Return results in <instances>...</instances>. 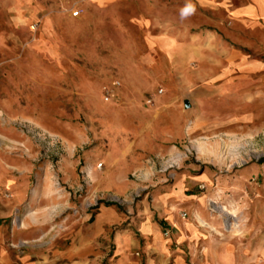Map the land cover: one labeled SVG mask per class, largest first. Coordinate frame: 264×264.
<instances>
[{
    "label": "rangeland",
    "instance_id": "rangeland-1",
    "mask_svg": "<svg viewBox=\"0 0 264 264\" xmlns=\"http://www.w3.org/2000/svg\"><path fill=\"white\" fill-rule=\"evenodd\" d=\"M226 2L0 0V264H119L142 208L264 264V32Z\"/></svg>",
    "mask_w": 264,
    "mask_h": 264
},
{
    "label": "crops",
    "instance_id": "crops-1",
    "mask_svg": "<svg viewBox=\"0 0 264 264\" xmlns=\"http://www.w3.org/2000/svg\"><path fill=\"white\" fill-rule=\"evenodd\" d=\"M101 1V0H96ZM211 8V6L209 5ZM221 14L224 16L222 19L215 20L213 23H223L226 20L232 19L246 22L251 19L256 22L258 33L264 32V0H253L252 4L246 5H233L230 2L220 4L218 7ZM72 19V18H70ZM237 21V23H239ZM221 29L220 26L216 25ZM261 39H264L262 37ZM0 162V167H1ZM1 186V183H0ZM108 208V207H105ZM112 215L111 212H108ZM142 217L135 226L136 233L132 234L130 229H127L123 234L126 235L127 240L125 243L131 244L132 252L125 249L120 250V244L117 245L118 252L121 256L119 264H191L190 254L194 252V238L191 233L196 232L194 226L182 223L176 217H168L170 222L167 227L172 231V236L168 239L162 238V222L154 220V216L146 208H142L139 212ZM168 220V221H169ZM7 219L3 218L2 210L0 209V230L4 226ZM201 234L202 232L199 231ZM138 236V237H136ZM131 241V243H128ZM207 241L206 252L197 259L198 264H227L226 256L222 255L217 246L211 250L210 241ZM124 243V245H125ZM179 244L177 249H171L170 245ZM126 244V245H127ZM206 246V245H205ZM124 248V247H123ZM140 250L142 252V259L137 257L133 252ZM195 258L192 259V262Z\"/></svg>",
    "mask_w": 264,
    "mask_h": 264
},
{
    "label": "built area",
    "instance_id": "built-area-1",
    "mask_svg": "<svg viewBox=\"0 0 264 264\" xmlns=\"http://www.w3.org/2000/svg\"><path fill=\"white\" fill-rule=\"evenodd\" d=\"M71 15H72V17H77V16L80 15V11L79 10L72 11ZM117 85H119V82L118 81H114L112 83V86L111 87L105 86V88H104V92H105L104 97H105L106 100H109L111 98V96H113V88L116 87ZM150 101L151 100H149V102ZM185 216H186V214L184 213L183 214V217H185ZM165 234L167 236H169V230L168 229L166 230V233Z\"/></svg>",
    "mask_w": 264,
    "mask_h": 264
},
{
    "label": "trees",
    "instance_id": "trees-1",
    "mask_svg": "<svg viewBox=\"0 0 264 264\" xmlns=\"http://www.w3.org/2000/svg\"><path fill=\"white\" fill-rule=\"evenodd\" d=\"M263 162H264V160H260V161H259V163H263ZM99 203H100V204L105 203V205H107V206H111V205H113V206H117V207H119L118 204H117V203H114V202H104V201L100 202V201H99Z\"/></svg>",
    "mask_w": 264,
    "mask_h": 264
},
{
    "label": "water",
    "instance_id": "water-1",
    "mask_svg": "<svg viewBox=\"0 0 264 264\" xmlns=\"http://www.w3.org/2000/svg\"><path fill=\"white\" fill-rule=\"evenodd\" d=\"M185 107H186V108H189V107H190V103H189V102H186V103H185Z\"/></svg>",
    "mask_w": 264,
    "mask_h": 264
}]
</instances>
